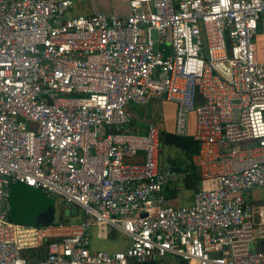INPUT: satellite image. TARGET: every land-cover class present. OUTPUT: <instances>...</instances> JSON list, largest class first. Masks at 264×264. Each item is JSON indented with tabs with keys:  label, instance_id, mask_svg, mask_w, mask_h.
Here are the masks:
<instances>
[{
	"label": "built area",
	"instance_id": "2783aa9c",
	"mask_svg": "<svg viewBox=\"0 0 264 264\" xmlns=\"http://www.w3.org/2000/svg\"><path fill=\"white\" fill-rule=\"evenodd\" d=\"M84 1L70 16L82 0H0V264H264V0ZM151 98L176 105L175 135L193 119L191 169L158 165L155 123L107 132ZM192 169L178 205L164 188ZM16 183L82 220L10 221ZM91 228L129 245L92 250Z\"/></svg>",
	"mask_w": 264,
	"mask_h": 264
},
{
	"label": "rangeland",
	"instance_id": "374dc122",
	"mask_svg": "<svg viewBox=\"0 0 264 264\" xmlns=\"http://www.w3.org/2000/svg\"><path fill=\"white\" fill-rule=\"evenodd\" d=\"M96 9L103 12L122 13L125 14L128 11V0H94ZM81 4L87 6L86 1L82 0ZM78 5V4H77ZM122 7V9H119ZM78 6L69 14L70 16L78 15L81 13ZM88 10L85 9V13ZM125 111L127 108L125 107ZM192 119V118H191ZM161 156L165 159H169L170 162L175 157L179 158L180 161L187 162V158L183 155V137L177 136L174 133L167 135L165 142L161 146ZM171 189L175 190L176 199L174 200L178 205H191L193 202L194 191L186 188L182 182H176L175 184L167 185ZM166 186V187H167ZM168 190L167 192H169ZM252 198L264 201V189H256L251 193ZM41 193L35 195L29 189L24 187H12L9 192V213L8 218L10 221L20 223L28 226H34L37 223L41 224V219L48 220L49 212L50 216H53L52 221L48 224L64 222L65 224L73 225L82 220L83 214L75 206L64 204L59 198H52V202L48 199H42L39 203ZM49 210V211H47ZM51 211L53 214H51ZM62 219V220H60ZM109 233V232H108ZM91 234V248L96 250H106L113 252L116 250L123 249L127 244L128 240L118 235H108L107 239H98L96 237V231L94 228L90 229Z\"/></svg>",
	"mask_w": 264,
	"mask_h": 264
},
{
	"label": "crops",
	"instance_id": "0c3cea01",
	"mask_svg": "<svg viewBox=\"0 0 264 264\" xmlns=\"http://www.w3.org/2000/svg\"><path fill=\"white\" fill-rule=\"evenodd\" d=\"M95 4V3H94ZM96 6V5H95ZM78 9L81 13L79 14H88L90 12L89 4L87 3V6L85 7L83 4H79ZM85 9L88 10L87 13H85ZM119 9H122V7H119ZM127 110H124V113L126 114L128 118V123L123 125L124 130L130 134H136V135H144L146 133V129L149 123H155L158 126L159 129V154H158V165L162 168H171L175 170H188L191 169V158L196 152V144L192 141L191 135L193 133V119L190 120V127H189V135L188 137H183V148H184V156L187 158V162L180 161L179 158L175 157L173 160L170 162L168 161L169 159H165L164 157L161 156V146L166 140L167 135H172L174 133V120H175V111H176V105L172 102H167L162 99L158 98H151L149 102L143 106H137L133 104H129L126 106ZM125 109V108H124ZM122 128V129H123ZM121 127H108L107 132L109 131H116L120 130ZM189 138V139H187ZM195 149L194 153H188L187 151H191ZM141 157H135V158H127V161H140ZM183 182V181H182ZM24 187L29 189L31 192H33L35 195L38 193H41L39 203L41 205H44V202L41 203L42 199H47L50 198L52 199L53 197H48L46 196L42 191L30 188L26 186L25 184L22 183H16L13 184L10 187V191L12 187L17 186ZM170 190L169 192H167ZM164 193L165 195L172 199V201L175 203V190L171 189V187L167 186L164 188ZM42 198V199H41ZM261 201V200H260ZM264 202V201H262ZM78 209V208H77ZM79 210V209H78ZM62 220V219H60ZM60 222V221H59ZM78 223V222H77ZM75 223V224H77ZM117 232L114 231H109L108 235H115ZM120 236H123L119 233H117ZM125 237V236H123ZM128 240V244L123 248L119 249L116 251H122L127 248L129 245V239L125 237ZM107 239V238H106ZM92 250H96L91 248ZM106 251V250H105ZM115 252V251H113Z\"/></svg>",
	"mask_w": 264,
	"mask_h": 264
},
{
	"label": "trees",
	"instance_id": "16d2710c",
	"mask_svg": "<svg viewBox=\"0 0 264 264\" xmlns=\"http://www.w3.org/2000/svg\"><path fill=\"white\" fill-rule=\"evenodd\" d=\"M124 126H121V129H120V131H122V132H126L125 130H124V128H123ZM123 128V129H122ZM194 151H195V149H193V150H191V151H187L188 153H194ZM193 171H192V173H191V175L188 177V178H186L185 180H183V185L186 187V188H188V189H192L193 191H195L196 190V185H197V181H198V176H197V172L194 170V169H192ZM63 222V221H62ZM34 226H37V227H39V226H45V225H41V224H39V223H37L36 225H34ZM28 256V259H30V258H32V257H37V259H43V258H45V256H46V252L43 250V249H40V250H38V251H30L28 254H27Z\"/></svg>",
	"mask_w": 264,
	"mask_h": 264
},
{
	"label": "water",
	"instance_id": "95a60500",
	"mask_svg": "<svg viewBox=\"0 0 264 264\" xmlns=\"http://www.w3.org/2000/svg\"><path fill=\"white\" fill-rule=\"evenodd\" d=\"M187 139H189V138H187ZM190 140V139H189ZM191 141V140H190ZM48 199V201L49 202H52V200L50 199V198H47ZM47 211H49V210H47ZM53 213H54V211H53ZM52 213V211H51V214H53ZM49 214V219L48 220H43V218L41 219V225H48L51 221H52V219H53V216H50V212L48 213ZM40 224V223H39Z\"/></svg>",
	"mask_w": 264,
	"mask_h": 264
}]
</instances>
